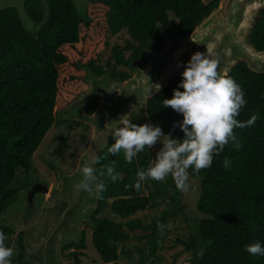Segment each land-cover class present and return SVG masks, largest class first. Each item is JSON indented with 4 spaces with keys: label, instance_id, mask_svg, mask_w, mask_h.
<instances>
[{
    "label": "trees",
    "instance_id": "trees-1",
    "mask_svg": "<svg viewBox=\"0 0 264 264\" xmlns=\"http://www.w3.org/2000/svg\"><path fill=\"white\" fill-rule=\"evenodd\" d=\"M47 2L49 20L35 37L25 33L14 9L0 11V220L17 192L13 187L16 173L30 171L32 157L48 131L63 123L56 119L55 112L86 88L79 80L83 71L78 66H88L93 73L101 74V59L111 57L113 77L122 81L128 77V72L119 69L128 61L126 53L134 55L139 65L143 64L145 41L158 36L154 23L164 21L161 8L172 9L180 17V31L187 35L203 15L217 6V2H213L202 8L198 0H90L87 20L83 21L70 0ZM25 10L34 21L42 19L39 0H26ZM120 33L132 36L137 44L114 46L107 52L106 36ZM251 42L257 50L264 51V9L252 32ZM154 47L159 51L162 46L156 44ZM228 76L241 86L247 101L238 119L246 121L252 113H259V118L252 126L233 130L239 148L229 143L213 159L211 167L199 172L189 169L192 177L206 174L198 209L214 218L201 223L205 246L195 264H264V257L251 256L243 250L246 244L256 240L264 244V98L260 99L264 75L254 74L240 63ZM180 79L171 80L169 88L148 102L149 119L165 133L170 131L174 121L182 119L171 108L161 106L163 99L171 98ZM96 106L97 103L91 101L85 110L92 113ZM176 133L182 138L179 129L172 131ZM113 142L108 140L100 154L102 159L95 167L106 173V168L112 166L121 174V179L113 182L106 174L100 177L105 190L99 196L95 215L109 207L118 217L127 218L137 211L164 204L166 209L150 227V251L154 255L157 230L178 212L180 191L169 176L156 181V191L146 187L147 197H140V189L128 186L135 183L137 170L149 164L150 151L139 153L129 164L124 161L122 152L116 155L107 152ZM225 159L230 161L228 167L223 166ZM95 215L92 245L103 264H117L116 243L127 236L118 230L116 223L96 219ZM126 226L136 230L140 222L135 219ZM0 231L5 236L14 235L8 227H0ZM16 237L19 264H23L22 234ZM182 244L187 249L195 248ZM66 248L85 249L84 237L79 246L71 244ZM74 262L79 264V259L74 258Z\"/></svg>",
    "mask_w": 264,
    "mask_h": 264
},
{
    "label": "water",
    "instance_id": "water-1",
    "mask_svg": "<svg viewBox=\"0 0 264 264\" xmlns=\"http://www.w3.org/2000/svg\"><path fill=\"white\" fill-rule=\"evenodd\" d=\"M25 1L0 0V11L14 9L25 33L35 37L49 20V5L47 0H39L42 19L34 21L25 10ZM70 2L79 19L86 20L89 0ZM198 2L202 8L213 2H217V6L207 15H203L192 31L184 37L180 35L179 19L171 10L164 11L167 16L166 23L156 25L164 44L159 51H155L153 42L148 40L142 51L143 64L139 65L135 56H131L126 64L130 75L122 81H114L111 71L95 74L88 66L77 67L84 72L79 80L86 88L58 109L55 116L60 122H74L88 127L91 132L89 143L82 154L75 157L76 166L71 173L56 171L60 182L57 191L49 190L36 182L24 190L29 213L34 209L33 196L36 193H44L66 205L38 255L41 264H62V249L71 244L79 246L84 237L85 226L96 229L92 217L98 209L99 197L76 187L80 180L79 168L93 155L100 156L108 144L112 129L119 126V120L132 119L137 125L152 123L147 112L148 102L157 93L169 88L171 80L180 78L183 68L177 67L178 64L185 63L195 52H205L218 62L217 71L221 75H230L233 68L240 63L250 72L264 75V51L257 50L251 42L256 23L262 18L264 0ZM144 75L148 77V81ZM149 84H159L160 88L155 91L149 88ZM263 98L264 91L260 94V99ZM91 101H95L97 106L92 113H87L85 106ZM178 137V133L171 134V138ZM159 148V144L149 148V164ZM205 178L206 174L197 177L189 174L186 181L188 190L180 191L181 202L178 206V210L185 212L195 239L200 241L203 239L202 221L214 219L210 215L202 214L198 209ZM148 182L151 190L156 191V181Z\"/></svg>",
    "mask_w": 264,
    "mask_h": 264
},
{
    "label": "clouds",
    "instance_id": "clouds-1",
    "mask_svg": "<svg viewBox=\"0 0 264 264\" xmlns=\"http://www.w3.org/2000/svg\"><path fill=\"white\" fill-rule=\"evenodd\" d=\"M217 66L218 62L205 52H195L185 63L177 65L183 68L181 79L171 98L163 99L161 106L171 108L182 119L174 121L168 133H164L158 124L137 125L127 118L119 120V126L112 129L114 142L107 147V152L112 155L122 152L126 163L131 164L139 153L153 145H160L149 166L138 169L135 183L128 187L139 190L144 181H162L171 176L177 190L187 191L189 169L199 172L211 167L213 159L229 143L239 148L233 130L252 126L259 113H252L246 121L238 119L247 102L245 93L232 77L219 74ZM149 88L158 91L160 85ZM176 129L182 132V138H171ZM101 159L93 155L85 160L79 168L80 180L76 184L78 189L97 197L105 190L100 177L106 174L113 182L121 179V174L112 166L106 168V173L103 169L98 170L95 165ZM229 164L228 159L223 161L224 167ZM5 240V234L0 231V264H12L14 250ZM243 250L251 256L264 257V244L259 240L246 244Z\"/></svg>",
    "mask_w": 264,
    "mask_h": 264
},
{
    "label": "rangeland",
    "instance_id": "rangeland-1",
    "mask_svg": "<svg viewBox=\"0 0 264 264\" xmlns=\"http://www.w3.org/2000/svg\"><path fill=\"white\" fill-rule=\"evenodd\" d=\"M124 37L123 34L107 35L108 46L106 51L109 52L114 46L126 45L123 41ZM126 55L128 61L131 56H134L130 53H126ZM112 62L111 57L103 56L101 59L103 72L111 71L113 73L110 67ZM125 67L119 69L128 72L130 75L129 69L126 65ZM116 70H118V67H116ZM90 133L88 127L74 122H63L54 126L48 131L33 155L30 171L26 174L20 171L16 173L13 187L17 192L8 209L2 213L0 220V227H8L14 232V235L6 236L5 240L6 245L11 246L14 250L11 257L12 264H19V249L16 237L18 233L22 234L24 244L23 264H41L38 255L51 229L59 219L60 213L66 206L64 202L57 201L44 193H36L33 196L34 209L29 213L25 188L36 182L44 185L49 190L57 191L60 182L57 179L56 171L71 173L74 170L76 166L75 157L82 154L87 147ZM109 139H112L111 134ZM146 187L151 190L148 180L142 182L139 192L140 197H147ZM112 201V199L108 200V203L111 204ZM165 209L166 206L162 204L137 211L130 217L120 218L107 207L96 215V219H107L116 223L119 226L118 230L127 236L124 241L116 243L118 251L117 264H195L200 256L201 249L205 246V242L203 239L201 241L195 239L185 212L178 210V207V212L159 226L156 236L157 249L154 255L151 254L150 227L154 219ZM135 219L140 222V228L131 230L126 226V223ZM92 232L91 227H84L85 249L79 250L66 247L62 249V256L64 257L62 264H76L74 258L79 259V264H103L92 245ZM182 243L192 245L195 248L187 249Z\"/></svg>",
    "mask_w": 264,
    "mask_h": 264
},
{
    "label": "flooded vegetation",
    "instance_id": "flooded-vegetation-1",
    "mask_svg": "<svg viewBox=\"0 0 264 264\" xmlns=\"http://www.w3.org/2000/svg\"><path fill=\"white\" fill-rule=\"evenodd\" d=\"M210 5V4H209ZM167 10H171L174 14H175V16H176V18H178L179 19V25H180V22H181V19H180V17L172 10V9H168V8H161V13L163 14V16H164V21H155V23H154V26H155V29L157 30V32H158V36H155L154 37V39H152V42H153V44H154V46L156 45V44H158V45H160V47L164 44V39H163V37L160 35V33H159V31H158V29H157V27H156V25H157V23H160V24H165L166 23V21H167V16H166V14H165V12L164 11H167ZM125 35L124 33H120V34H118V35ZM180 35L182 36V37H184V36H186V35H184V34H182L181 33V31H180ZM188 35V34H187ZM123 41L125 42V44H130V45H135V44H137V40L135 39V38H133L132 36H129V35H125V37L123 38ZM147 44V41H145V45ZM144 45V46H145ZM144 48V47H143ZM144 61V60H143ZM140 64H142V63H140ZM103 73V72H102ZM82 75H84V73L82 72ZM128 75H129V73H128ZM112 79L114 80V81H121V80H118V78H114L113 77V73H112ZM96 213V212H95ZM95 213H94V215H95ZM94 215H93V217H94ZM92 217V218H93ZM95 218H96V215H95Z\"/></svg>",
    "mask_w": 264,
    "mask_h": 264
}]
</instances>
